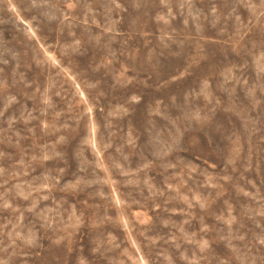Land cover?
Segmentation results:
<instances>
[{
  "label": "rangeland",
  "instance_id": "374dc122",
  "mask_svg": "<svg viewBox=\"0 0 264 264\" xmlns=\"http://www.w3.org/2000/svg\"><path fill=\"white\" fill-rule=\"evenodd\" d=\"M0 264H264V0H0Z\"/></svg>",
  "mask_w": 264,
  "mask_h": 264
}]
</instances>
